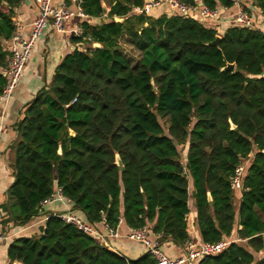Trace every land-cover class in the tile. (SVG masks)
Segmentation results:
<instances>
[{"label": "trees", "instance_id": "trees-1", "mask_svg": "<svg viewBox=\"0 0 264 264\" xmlns=\"http://www.w3.org/2000/svg\"><path fill=\"white\" fill-rule=\"evenodd\" d=\"M200 1L211 10L231 8L230 0ZM19 2L0 0V93L6 82L2 43L15 33ZM144 2L81 0L89 18L103 16L102 3L109 7L107 22L81 23L90 41L71 37L79 46L14 124L7 156L14 180L0 206L2 224L48 219L10 243L7 264H156L147 252L122 257L49 216L41 204L54 187L92 226L103 221L116 230L122 219L130 229L151 225L160 243L181 248L189 240L192 199L202 242L226 238L236 225L246 241L197 264H264V256L254 257L264 250V35L233 26L219 32L178 14H130ZM253 2L264 11V0ZM216 36L219 45L210 46ZM123 37L139 53L135 64L119 42ZM248 156L236 214L231 178Z\"/></svg>", "mask_w": 264, "mask_h": 264}, {"label": "built area", "instance_id": "built-area-1", "mask_svg": "<svg viewBox=\"0 0 264 264\" xmlns=\"http://www.w3.org/2000/svg\"><path fill=\"white\" fill-rule=\"evenodd\" d=\"M37 7L38 13L31 24L28 33L23 34V26L20 24L14 25L15 33L12 37L4 41L3 50L6 52V61L2 73H5V85L0 93V114L4 106L11 100L14 91L18 87L24 67L28 63L36 42L44 35V33L51 29L59 34H71L72 37L82 38L90 41L89 37H84L81 25H77L68 30V23L74 18L84 19L87 16L81 8V0L73 11L65 4L59 7L52 6V0H33ZM231 8L234 9L233 17L229 20V25L249 30H257L264 35V11L259 14V23L252 16L250 6L254 5L253 0H230ZM162 5L168 7L171 14H178L185 18L193 17L197 19L206 28H215L219 21L218 10H211L202 2L195 5H187L179 0H147L141 7L132 8L130 14L132 15H149L152 11L160 8ZM255 6V5H254ZM226 9V8H224ZM93 45V44H92ZM3 127L0 123V163L2 160L1 144L3 141ZM184 160V159H183ZM250 161V156L242 159L234 170L231 178V189L234 192L241 193L243 191V178ZM182 174L189 179L188 171L185 168L184 161L181 162ZM55 202L66 205L69 201L61 195L59 188L54 187L50 198L44 201L41 205L46 207ZM49 216L59 217L65 224H70L77 230L94 238L98 243L105 246L108 250L112 249L107 244V237L117 238L118 234L115 230L108 229V234L101 233L96 226L88 224L85 220L74 215L70 210L62 213H50ZM48 218L46 217L44 221ZM186 230L189 240L183 247L184 254L180 258H170L161 250V235L153 234L148 226L140 229H131L127 234V239L143 245L146 252L155 260L156 264H197V262L206 256H216L223 252L230 243H240L243 240L240 238L233 239L231 236L222 238L214 243H204L197 235L196 218L190 212L186 216ZM264 236V234H263ZM4 239V235L0 229V242ZM264 256V250L262 251Z\"/></svg>", "mask_w": 264, "mask_h": 264}, {"label": "crops", "instance_id": "crops-1", "mask_svg": "<svg viewBox=\"0 0 264 264\" xmlns=\"http://www.w3.org/2000/svg\"><path fill=\"white\" fill-rule=\"evenodd\" d=\"M147 1V0H145ZM163 1V0H160ZM197 4L201 3L200 0L196 1ZM79 0H52L53 7H59L65 4L71 10H75ZM104 8V14L101 18H89L84 19L74 17L68 23V30L72 29L77 25H81L83 21H87L90 24H101L107 22V13L110 8L102 3ZM252 16L256 19V22L259 23V14L260 10L254 6H250ZM38 13L37 7L34 4L33 0H20L19 4L13 10L12 22L14 25L20 24L23 26L24 33L29 32L31 24L36 18ZM170 14L167 6L162 5L160 8L152 11L151 15L159 16L161 14ZM219 21L215 27L219 32L221 30L230 27L229 20L233 17L234 9L223 7L218 8ZM71 34H59L57 32L48 29L44 35L36 42L32 55L24 67L21 81L13 93L11 100L4 106L0 114V123L3 127V141L1 144L2 149V160L0 163V206L6 202V191L9 186L12 184L14 178L12 175V170L10 169L9 162L7 160L8 150L12 142L16 137V133L13 129L14 124L21 118L22 113L25 109V106L29 104L36 94L44 87L48 86L53 79L55 74L56 67L61 62L62 58L72 52V50L79 46L71 40ZM127 40V38H124ZM132 50H134L132 48ZM135 51V50H134ZM137 52V51H136ZM3 70V68H2ZM189 193H191V183L189 180L188 183ZM241 193L234 192V207L236 214H238ZM188 205L190 212L195 215L194 201L189 199ZM47 212L50 213H62L66 210H70L69 202L66 205H62L59 202H55L46 206ZM1 215V212H0ZM3 218H0V229L2 234L6 239L0 242V264H7V249L10 243L19 236H30L40 226H44V218H36L29 222L28 224L19 227L14 226L13 223H4L2 224ZM151 225H149L150 227ZM97 229L104 234H108L107 226L103 221L96 225ZM131 229L127 227L124 220L122 219L116 228V233L118 234L117 238L107 237V244L112 248L110 251L117 253L122 257L128 259H136L141 255L146 253V249L143 245L133 242L127 239V234ZM241 230V226L236 225L233 233L230 235L233 239L239 238L237 232ZM198 235V232H197ZM246 241H242L238 244L246 245ZM161 250L168 255L170 258L176 259L183 256V248L177 246L172 241L167 240L161 243ZM255 259L258 260L263 257V253L260 252L256 254Z\"/></svg>", "mask_w": 264, "mask_h": 264}, {"label": "rangeland", "instance_id": "rangeland-1", "mask_svg": "<svg viewBox=\"0 0 264 264\" xmlns=\"http://www.w3.org/2000/svg\"><path fill=\"white\" fill-rule=\"evenodd\" d=\"M124 38L125 37L121 38L119 42L121 43V46L124 49V51L128 52V56L130 57V60L132 61V64H135V62L139 59V53L134 51V50H132V47L129 45L127 40H125ZM160 123L163 125V127L165 129L167 128V122L165 120H160ZM180 155L182 156L181 160L184 159L183 158V150H181Z\"/></svg>", "mask_w": 264, "mask_h": 264}, {"label": "water", "instance_id": "water-1", "mask_svg": "<svg viewBox=\"0 0 264 264\" xmlns=\"http://www.w3.org/2000/svg\"><path fill=\"white\" fill-rule=\"evenodd\" d=\"M116 21H122L121 19L119 18H115ZM219 41H220V37L219 36H216V38L209 44L210 46H214V47H217L219 45ZM99 47L98 44H93V48H97ZM234 69V65H228L226 67V70H229V71H233ZM3 77H5V73L2 74ZM231 128L234 129L235 127L233 125H231ZM115 164L118 166V167H122V162L119 158L118 155L115 156ZM208 201H211V197L210 195L208 194Z\"/></svg>", "mask_w": 264, "mask_h": 264}]
</instances>
